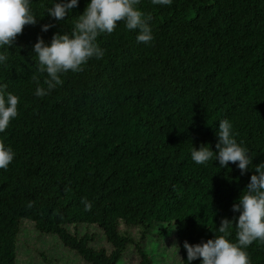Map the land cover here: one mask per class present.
<instances>
[{
	"label": "trees",
	"instance_id": "16d2710c",
	"mask_svg": "<svg viewBox=\"0 0 264 264\" xmlns=\"http://www.w3.org/2000/svg\"><path fill=\"white\" fill-rule=\"evenodd\" d=\"M56 2L29 0L37 23L0 46L8 57L0 86L5 99L19 98L17 117L0 132L14 152L0 169V264H61L44 248L52 235L81 264H124L127 252H137L138 264L166 263L156 246L172 232L179 251L169 263L189 264L184 242L215 239L222 219L238 221L232 207L264 163V0H140L151 42L118 22L97 37L102 58L61 73V85L37 96L48 76L38 71L35 43L71 36L90 0L61 21L47 14ZM225 119L252 158L243 174L215 156L205 164L191 156L202 145L218 153ZM236 231L233 222L234 243ZM243 250L264 264V244Z\"/></svg>",
	"mask_w": 264,
	"mask_h": 264
},
{
	"label": "clouds",
	"instance_id": "9594fccd",
	"mask_svg": "<svg viewBox=\"0 0 264 264\" xmlns=\"http://www.w3.org/2000/svg\"><path fill=\"white\" fill-rule=\"evenodd\" d=\"M140 0H90L82 15L76 21L71 36L67 33L54 34L49 45L42 38L34 45V52L38 56V71H46L48 79L44 81L47 90L37 87L36 95L45 96L57 85L63 83L60 74L68 71H83L82 65L96 57H103V51L98 47L97 37L104 32L111 34L118 22L124 21L128 30H139L138 42L149 43L153 39L152 30L148 21L151 16L139 10L136 6ZM158 5H171L172 0H152ZM78 6V0H59L47 10V14L57 21L64 20L69 11ZM37 18L33 15L29 0H0V46L11 47L16 38L23 33L26 25H35ZM53 25H43L42 31H48ZM8 59L7 54H0V62ZM33 80L39 83L33 76ZM7 85L0 86V132H4L11 120L18 115L19 98L11 93L5 99L4 89ZM233 125L228 120L219 122L216 144L218 153H214L209 146L202 145L199 150L193 148L192 159L197 164H205L209 160H219L221 167H226L230 162L238 164L243 174L252 163L247 149L238 144L234 138ZM242 143V142H241ZM14 159V152L6 148L0 141V169H7ZM247 191L240 195L239 202L232 207L233 212H239L238 221L234 218L221 220L215 239H209L196 245L187 241L183 247L187 251V260L201 259L202 264H251L248 254L243 249L254 241L264 244V163L255 168ZM85 211H90L92 204L86 200L81 201ZM31 202L28 207H31ZM236 225L238 242H231L228 237L233 225ZM178 249V246L174 244ZM179 251V249H178Z\"/></svg>",
	"mask_w": 264,
	"mask_h": 264
},
{
	"label": "rangeland",
	"instance_id": "374dc122",
	"mask_svg": "<svg viewBox=\"0 0 264 264\" xmlns=\"http://www.w3.org/2000/svg\"><path fill=\"white\" fill-rule=\"evenodd\" d=\"M178 241L179 240L176 234L172 232L167 238L166 236L164 237V240L160 242V246H156L160 250H163L164 253H166V255L169 257L166 258L168 262L166 261L165 263L163 261L159 262L158 264H170L176 261V259L178 258L177 248L173 245L176 244L178 246ZM152 245L155 246L154 242L152 243ZM44 248H46L49 253L48 258L52 259L53 261H55V258H60L59 260L61 261V264H81V257L76 254V251L65 247L57 236L52 235L51 240L45 244ZM19 255L21 259H23V257L25 256L22 250L19 251ZM124 258V264H138L139 255L137 254V252H127ZM160 259L161 257L159 258V260ZM42 262H40L39 264H42Z\"/></svg>",
	"mask_w": 264,
	"mask_h": 264
}]
</instances>
